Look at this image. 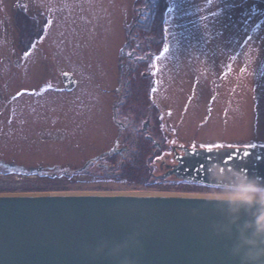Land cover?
Segmentation results:
<instances>
[{
	"label": "rangeland",
	"instance_id": "obj_1",
	"mask_svg": "<svg viewBox=\"0 0 264 264\" xmlns=\"http://www.w3.org/2000/svg\"><path fill=\"white\" fill-rule=\"evenodd\" d=\"M148 1L0 0V195L228 197L232 189L169 179L148 186L98 180L126 162L147 122L132 107L123 112L122 134L113 121L114 104L130 103L128 55L149 59L141 75L150 78L162 133L155 140L166 142L152 160L156 176L164 172L160 161L172 162V146L264 145L262 7L256 0H165L156 54L141 52L151 40L132 33L150 16ZM19 12L42 29L27 50L19 44ZM64 72L75 79L71 91ZM124 148L109 160L108 152Z\"/></svg>",
	"mask_w": 264,
	"mask_h": 264
},
{
	"label": "water",
	"instance_id": "obj_2",
	"mask_svg": "<svg viewBox=\"0 0 264 264\" xmlns=\"http://www.w3.org/2000/svg\"><path fill=\"white\" fill-rule=\"evenodd\" d=\"M61 80L75 87L71 73ZM171 149L160 179L233 189L241 174L264 178V145ZM254 212L227 197L0 195V264H241Z\"/></svg>",
	"mask_w": 264,
	"mask_h": 264
},
{
	"label": "trees",
	"instance_id": "obj_3",
	"mask_svg": "<svg viewBox=\"0 0 264 264\" xmlns=\"http://www.w3.org/2000/svg\"><path fill=\"white\" fill-rule=\"evenodd\" d=\"M256 2L264 11V0H256ZM145 5L148 6L150 16L142 23L140 22V24H136L134 28H132V33L133 31H136L138 37H147L151 40L149 41L150 45H145L144 49H141V52L154 51L158 54L164 43L161 29L164 20V13L168 8V4L165 0H149ZM15 23L20 30L19 44L23 50H27L32 43L42 35V29L37 30L35 20H33L29 14L24 12L17 13ZM148 62L149 59L147 58L137 63L129 62L130 68L127 76L130 78L127 87L129 88L128 101L130 103L125 104V106L137 110L136 113H141V118L147 117L152 119V124H149L150 128L148 135H150L153 140L146 137L144 133L136 134V142L133 145L131 152L128 153L129 155L126 157V162H123L122 165H118V168L102 170V175L100 176V179H98L99 181L102 180L125 183L128 185L148 186L149 184L155 183V179H159V177L154 174L152 160L155 156L166 151L164 149L166 142L162 141L164 146L159 142L161 145V148L159 149H156L153 144V141H156L155 139L158 138V134L162 133L161 130L157 128L158 124H154L155 112H151L152 106H150L149 103L151 88L150 78L148 79V77L141 75L147 69L146 65ZM145 108L147 111L144 110ZM112 161L114 160L112 159ZM84 173L85 172L82 171V174Z\"/></svg>",
	"mask_w": 264,
	"mask_h": 264
},
{
	"label": "clouds",
	"instance_id": "obj_4",
	"mask_svg": "<svg viewBox=\"0 0 264 264\" xmlns=\"http://www.w3.org/2000/svg\"><path fill=\"white\" fill-rule=\"evenodd\" d=\"M241 176L227 197L246 209H255L253 218L245 222L237 244L241 264H264V178Z\"/></svg>",
	"mask_w": 264,
	"mask_h": 264
},
{
	"label": "flooded vegetation",
	"instance_id": "obj_5",
	"mask_svg": "<svg viewBox=\"0 0 264 264\" xmlns=\"http://www.w3.org/2000/svg\"><path fill=\"white\" fill-rule=\"evenodd\" d=\"M128 58H129V60L130 59H132V61L134 60L135 63L141 62L142 60L146 59V58H144L142 60H138L139 59L138 57H134L132 55L131 56L128 55ZM43 74L44 75L47 74L46 70H44ZM126 108L127 107L125 106V103H123V102L118 103V104H114L113 121L118 126V133L119 134H122V132H124L126 130V128H128V124H127L126 118L124 117V114H126V113L123 114V112H126ZM117 118H119V119H117ZM148 121H149V118H147V122L143 125V126H146V128H145V130L142 128V132H144V134L146 135V137H151L150 135H148L149 128H150ZM124 151H126L125 148L124 149H121V150H117L116 152H114V151L108 152L109 155H110L109 160L111 161L113 159L112 158V155H115L116 154L117 157H118V156H121L124 153ZM90 163L91 162H88L86 165H89ZM1 167H2V163L0 162V169H3L4 168V167L3 168H1ZM11 169H14V168H11Z\"/></svg>",
	"mask_w": 264,
	"mask_h": 264
},
{
	"label": "snow or ice",
	"instance_id": "obj_6",
	"mask_svg": "<svg viewBox=\"0 0 264 264\" xmlns=\"http://www.w3.org/2000/svg\"><path fill=\"white\" fill-rule=\"evenodd\" d=\"M24 55H25V56H28L29 53H28V52H25ZM49 87H50V86H49ZM193 147H195V145H193ZM201 147L205 148V149L208 150V151H211V150H213V149L223 148V147H225V145L220 144V143H217V144H205V145H201ZM245 155H248V154L245 153ZM228 158L231 159L232 157L229 156Z\"/></svg>",
	"mask_w": 264,
	"mask_h": 264
}]
</instances>
